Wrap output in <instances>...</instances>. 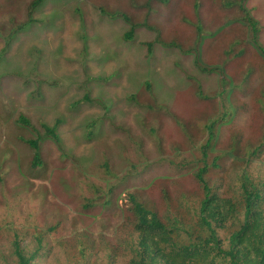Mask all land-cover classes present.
I'll return each instance as SVG.
<instances>
[{
  "label": "rangeland",
  "instance_id": "374dc122",
  "mask_svg": "<svg viewBox=\"0 0 264 264\" xmlns=\"http://www.w3.org/2000/svg\"><path fill=\"white\" fill-rule=\"evenodd\" d=\"M20 1L22 4L15 7V13L0 9V24L6 30L28 18L26 4L32 0ZM136 1L44 0L33 12L35 20L13 35L7 49L3 33L0 35L2 248L8 240L4 236L7 222L43 228L46 239L53 245L57 239L85 230L96 234L99 240L114 237L123 221L124 208L131 205L132 190L154 188L158 192L159 188L152 187L157 182L162 186L166 179L192 176L196 165L192 159H196L198 148L191 135L202 132V123L208 116L224 119L218 124L221 133L217 148L225 151L227 167L235 158L227 147L233 135L238 132L248 141L252 133L258 135L257 129H262L261 56L250 50L246 54L245 59L254 56V67L241 59L244 57L230 63V56H226L223 67L225 55L210 61L208 65L218 63L224 69L230 63L228 78L240 81L238 87L233 80L229 82L225 92L229 101L224 102L218 93L224 86L222 68L201 72L194 65V55L179 56L174 52L171 58L157 52L150 58L144 56L146 60L138 59L143 48L123 39L124 21L101 11V8L115 11L118 6L131 9ZM260 1L264 5V0ZM138 3L145 4L141 12L149 22L171 26L180 25L186 10L193 5L186 0ZM11 14L15 16L13 20ZM228 14L233 13L224 9V19ZM224 28V24L217 25L203 36L208 39ZM186 30L195 33L192 28ZM111 50L117 52L113 57ZM176 61L199 77H206L202 81L213 100H198L195 82L186 78ZM146 81L150 82L154 95L145 88ZM87 95L90 100L85 98ZM148 103L155 104L154 108ZM223 103L235 107L233 115L225 113ZM157 104L160 109H155ZM22 112L28 115L34 128L17 120ZM88 119H98L92 134ZM58 120H63L58 127L62 147L44 132V124L53 125ZM145 120L155 128V133ZM39 137L42 164L35 165L34 148L24 138ZM176 145H181V155H177L180 149ZM167 157L177 161L185 158L187 162L176 166ZM106 159L109 169L103 164ZM251 168L258 170L253 164ZM221 174L236 179L231 169ZM227 182L233 184L231 177ZM149 196L147 191L144 198ZM89 202L93 204L87 206ZM61 217V227L50 231L49 227Z\"/></svg>",
  "mask_w": 264,
  "mask_h": 264
},
{
  "label": "trees",
  "instance_id": "16d2710c",
  "mask_svg": "<svg viewBox=\"0 0 264 264\" xmlns=\"http://www.w3.org/2000/svg\"><path fill=\"white\" fill-rule=\"evenodd\" d=\"M15 1L17 2L13 4ZM43 1L32 0L27 3V20L15 22L12 29L6 30L0 24V35L3 33L6 39V49L13 35L35 20L33 12ZM162 1L168 4L170 0ZM186 1L193 5L186 10L180 25H156L149 22L141 12L145 4L139 5V0L131 9L118 6L115 11H109L108 15L112 18L119 16L120 21H124L122 37L126 42L143 48L142 56L138 58L141 60L157 55V52L167 58H171L172 52L179 56L194 55V65L201 72L220 70L227 63L226 56H230V63L244 57L241 59L254 67V56L245 59L249 50L255 51L252 54L261 56V62L264 61L263 2ZM19 4H22L20 0H0V9L6 13H15V7ZM226 8L235 15L228 14L224 19L223 12ZM14 18L11 14V20ZM227 22L231 24L228 25ZM220 24H224L225 28L217 35L208 36V39L203 36L207 30ZM187 27L192 28L195 33L186 30ZM115 53L117 52L111 50L112 57ZM221 55H225L221 68L218 63L208 65ZM176 64L188 80L195 82V96L199 101L214 99L204 87L202 80L206 77H199L196 72L186 70L179 61ZM229 64L225 66L226 69L222 68L221 81L224 86L218 92L224 102L229 101L225 92L229 82L233 80L231 76L230 79L227 76L230 74ZM247 69L250 70L248 66ZM146 82L145 88L154 95L150 82ZM239 82H235L236 87ZM131 97L134 99L135 95ZM85 98L90 100L88 95ZM261 101L264 108V99ZM155 104L148 103L150 107ZM223 104L225 113L233 115L235 107ZM156 107L155 109L161 108L158 104ZM220 117L219 115L218 118ZM17 120L22 125L34 128L28 115L23 112ZM222 120L208 116L204 123L201 122L203 133L199 131L198 136L194 132L191 135L193 144L198 148L196 159H192L196 163L192 176L166 179L162 186L157 182L152 187L159 188L158 192L154 188L129 192L131 205L123 210V221L118 226L119 232L114 235L118 238L99 240L96 234L85 230L76 236L57 239L53 245L51 240L46 239L45 229L37 226L25 228L7 222L4 225V236L8 240L4 248L0 245V264H264V120L260 124L262 129L257 127L258 135L252 133L248 141L238 132L233 135L231 144L227 147H230L235 158L229 167L225 151L217 148L221 133L218 124ZM62 122L63 120H58L53 125L44 124L45 136L53 139L60 147L62 139L58 127ZM87 123L89 134L94 133L92 127L97 125L98 119H88ZM145 124L155 133V128L147 120ZM35 129L38 130L36 127ZM40 139L41 137L24 138L34 148L35 165L42 164ZM176 148L180 149L177 155H181V145H176ZM166 159L176 166L187 162L185 158L179 161L171 157ZM103 164L109 169L107 159ZM252 164L258 170L254 171ZM230 169L236 176L235 181L230 176L233 184L227 182L229 176L227 179L221 174ZM108 173L111 174L109 170ZM188 179L196 184L192 185ZM147 191L150 196L145 199ZM92 204L89 202L87 206ZM62 224L61 217L49 230L54 232ZM52 257L55 261H52ZM46 258L49 259L48 263L44 262Z\"/></svg>",
  "mask_w": 264,
  "mask_h": 264
},
{
  "label": "clouds",
  "instance_id": "9594fccd",
  "mask_svg": "<svg viewBox=\"0 0 264 264\" xmlns=\"http://www.w3.org/2000/svg\"><path fill=\"white\" fill-rule=\"evenodd\" d=\"M102 9H104V8H101V11H102L103 13H105V14L108 15L109 10H106V9H105L106 11H103ZM116 17H117V16H116ZM32 22H33V21H32ZM32 22H31V23H32ZM31 23H30V24H31ZM30 24H29V25H30Z\"/></svg>",
  "mask_w": 264,
  "mask_h": 264
}]
</instances>
